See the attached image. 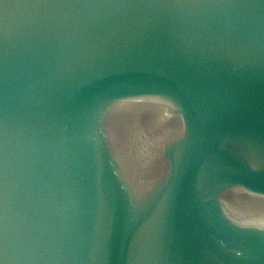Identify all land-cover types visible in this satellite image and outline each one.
<instances>
[{"label":"water","instance_id":"obj_1","mask_svg":"<svg viewBox=\"0 0 264 264\" xmlns=\"http://www.w3.org/2000/svg\"><path fill=\"white\" fill-rule=\"evenodd\" d=\"M0 264H264V0H0Z\"/></svg>","mask_w":264,"mask_h":264}]
</instances>
